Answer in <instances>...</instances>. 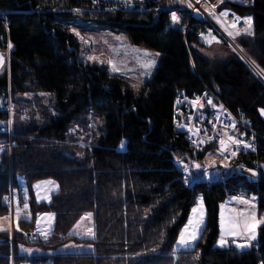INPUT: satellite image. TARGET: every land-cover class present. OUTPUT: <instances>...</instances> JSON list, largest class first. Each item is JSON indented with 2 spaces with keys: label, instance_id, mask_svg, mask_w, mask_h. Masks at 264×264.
Masks as SVG:
<instances>
[{
  "label": "trees",
  "instance_id": "1",
  "mask_svg": "<svg viewBox=\"0 0 264 264\" xmlns=\"http://www.w3.org/2000/svg\"><path fill=\"white\" fill-rule=\"evenodd\" d=\"M179 8V0H161L146 12L90 0H0V53L7 60L0 93L9 92L11 101L50 95L37 100V120L18 122L20 113L11 119L0 108V218L11 223L0 228V264H264V84L236 56L211 62L201 52L207 46L168 27ZM218 10L252 18L253 35L235 44L264 76V0H226ZM96 29L123 32L131 45L158 54L150 79L134 87L106 67L81 63L74 31ZM220 39L216 44L230 48ZM203 92L209 107L240 110L252 122L254 149L227 162L214 142L195 147L174 128L176 97ZM90 116L100 128L79 143L71 129L84 132ZM247 170L257 172L256 180ZM45 181L57 191L38 202L32 187ZM19 191L21 207L11 210L10 192ZM197 197L203 227L191 249L175 250ZM222 205L251 209L263 221L249 251H239L234 239L218 244ZM17 211L29 219L13 221ZM86 213L93 215L92 239L71 234ZM42 215L53 216L45 238L35 230ZM69 243L92 250L56 252Z\"/></svg>",
  "mask_w": 264,
  "mask_h": 264
},
{
  "label": "rangeland",
  "instance_id": "2",
  "mask_svg": "<svg viewBox=\"0 0 264 264\" xmlns=\"http://www.w3.org/2000/svg\"><path fill=\"white\" fill-rule=\"evenodd\" d=\"M183 8L185 10L179 8V9H174L173 11L178 10L182 13L185 11L187 12V9L184 6ZM173 11H171L170 13H172ZM168 27H170V22ZM74 34L76 35L77 41L79 43L78 60L81 63L96 65L98 67H106L113 74L121 76L127 79L128 81H130V83L133 86L135 85V87L142 85L144 82L150 79L151 75L153 74V70L155 68L156 62L159 59L158 54L131 45L125 33L123 32H112L110 30L96 29L94 31H90L84 34L74 31ZM244 36H249V35H244ZM238 37L240 36L233 37L230 39L227 37L229 42L224 39L229 44L230 48H227L221 44H216V42L219 41H213V43L211 44L209 43L208 45L203 44L204 46H207V48L202 49L201 52L203 56L206 57L211 62H213L214 59L222 60L228 57L236 56L242 62H244L252 71H254L256 75L262 78V75L261 76L259 75L257 69L249 62V60L246 58L245 54L237 46V44H235V39H237ZM220 38L222 37H219V40L221 42ZM90 56L96 57V59L89 60L88 57ZM150 60L155 61V63L152 64L150 69H145L144 64L148 63V61ZM114 68L118 69V71H114L113 70ZM6 70H7V64L4 65V67L1 69L0 76L3 75L6 72ZM45 95L47 97L42 95L40 96H42V98L44 97L45 100H47L50 95L47 94ZM40 96H37L35 98L36 100L33 99L34 97L33 95H26L21 100L18 99L16 101L10 100L9 112L11 119L14 113L17 114L20 113L18 122H22V123H24L25 121L28 122L29 120H32L31 116H34L36 120L39 119L40 114L38 113L36 107L38 104L37 100L42 99ZM45 103L46 102L43 101V104ZM45 112L47 114H51V110L48 108L45 109ZM99 128H100V121L90 116L88 120V126L84 132L77 127H73L71 129V132L75 134L77 140H79L76 141L81 143L84 136L87 135L92 136V134L94 132L96 133ZM208 159L213 160L214 158L212 155H209ZM242 172H244L250 180L254 181L257 178L256 171L247 170ZM32 191L36 201L47 202L50 196L57 191V184L52 181L40 182L32 187ZM201 207L203 210V223L197 232V238L205 221V209H204L203 201L201 197H197V202L193 208L199 209ZM192 209L188 215V218L182 230L184 229L185 225L188 224L189 218L196 216V214L192 212ZM19 216H21L24 219H29L28 213H24V211L18 213L17 211L14 214L13 221H16L19 218ZM222 219H223V232L221 226ZM245 222H247L249 225H251L253 222L256 223L257 226L253 232L250 233L249 229L244 227ZM236 223L239 224V227L237 228L236 234L233 235L229 231V228L231 224H236ZM262 224L263 221L261 219H258L255 215V212L251 209L244 207L222 208L221 206L219 208L220 236L225 239H234L235 241L233 245L235 247H237V244L242 242H248L251 245L250 241H252L256 237L257 230L262 226ZM52 225H53L52 215H42V216H37L35 218L36 233L42 238H45L47 235H49ZM10 227H11L10 217L0 218V228L9 230ZM191 231L192 229L190 227L189 231L185 233L186 239H190ZM93 233H94L93 215L91 213H86L82 215L80 220L71 230V234L73 236L82 239H92ZM179 237L180 234L174 245L175 250L191 249L193 247L194 242L197 240L196 238L194 241H190V246L185 247L182 244L178 245ZM91 250L92 248L88 245L69 243L60 247L56 252L82 253ZM33 251L34 250H30L27 252L31 254L33 253Z\"/></svg>",
  "mask_w": 264,
  "mask_h": 264
},
{
  "label": "built area",
  "instance_id": "3",
  "mask_svg": "<svg viewBox=\"0 0 264 264\" xmlns=\"http://www.w3.org/2000/svg\"><path fill=\"white\" fill-rule=\"evenodd\" d=\"M90 1L94 5L133 12H146L158 7L161 3V0ZM179 1L187 9V13L184 14L178 10L170 13V27L177 28L184 33H191L202 44L208 45L213 41H218L219 36L228 41V38L250 36L253 33L252 23L250 34L246 31L245 20L248 17H237L229 12H226V15H221L223 12L219 11L218 8L226 0ZM173 13L177 17L175 22L172 19ZM258 73L260 76L262 75L259 71ZM256 76L264 84V76L262 75V78ZM194 101L197 102L195 105L193 104ZM9 104V92L0 93V108L7 115L9 114ZM173 125L174 128L184 131L186 139L195 147H201L204 140L214 142L217 154L223 156L227 162L231 161L233 152L237 153L246 149L244 145H249L247 148H255L252 122L240 110L233 114L217 102H214L213 107H209L207 92H203L201 95L193 94L191 97L178 95L175 99ZM0 126L5 128L3 121H0ZM229 137L240 143H232ZM221 140L224 141V145H221ZM202 168L203 166L199 169L196 168V170L200 171ZM184 174L185 180L190 182L192 180L190 178L191 171L185 168ZM17 193L16 195L14 192H10L8 204L11 210L15 209L16 204L21 207V202L18 201V199L20 200L18 197H20L21 191Z\"/></svg>",
  "mask_w": 264,
  "mask_h": 264
},
{
  "label": "snow or ice",
  "instance_id": "4",
  "mask_svg": "<svg viewBox=\"0 0 264 264\" xmlns=\"http://www.w3.org/2000/svg\"><path fill=\"white\" fill-rule=\"evenodd\" d=\"M221 15H226V13H221ZM172 19H173V21L175 22L176 20H177V17L175 16V14L173 13V17H172ZM237 19H239V18H237ZM245 23H246V25H247V28H246V31H248L249 32V34H250V29H251V23H252V18L251 17H248V18H246V20H245ZM231 34V33H230ZM237 34H239V33H237ZM9 47H11V44H9ZM88 59L89 60H94V59H96V57H92V56H90V57H88ZM0 62H2V58H0ZM111 63V62H110ZM155 63V61H148V63H146V64H144V68L145 69H150L151 68V66H152V64H154ZM114 71H118V69H113ZM134 87H135V85H134ZM197 102L196 101H194L193 102V104L195 105ZM209 103H211V101H209ZM261 113L262 114H264V109H262L261 110ZM229 139L230 140H232V138L231 137H229ZM220 143H221V145H224V141L223 140H221L220 141ZM232 143H236V144H238V143H240L239 141H237V140H232ZM122 147H123V144H122ZM244 147H249V145H244ZM233 155L235 154V152H233L232 153ZM195 167L196 168H200L201 166L199 165V164H197V165H195ZM187 170V169H186ZM235 199V198H234ZM25 207H27V205H25ZM222 208H223V205L221 206ZM192 212L194 213V214H196V216L195 217H190L189 218V222H188V224L187 225H185V227H184V229L181 231V233H180V237H179V240H178V245H184L185 247H189L190 246V241H194L196 238H197V232H198V230H199V228H200V226L202 225V223H203V210H202V207L201 208H193L192 209ZM90 215V214H89ZM221 226H222V232H223V219H222V224H221ZM256 223L255 222H253L251 225H249L247 222H245V224H244V227L245 228H248L249 229V231H250V233L251 232H253L254 231V229L256 228ZM191 227V229H192V231H191V234H190V239H186L185 238V233H187L188 231H189V228ZM239 227V224L238 223H236V224H231V226H230V228H229V231L233 234V235H235L236 234V231H237V228ZM253 238H254V236H253ZM218 244L220 245V246H223L224 244H225V240L223 239V237L218 241ZM246 246V245H245ZM238 247H240L239 245H238Z\"/></svg>",
  "mask_w": 264,
  "mask_h": 264
},
{
  "label": "water",
  "instance_id": "5",
  "mask_svg": "<svg viewBox=\"0 0 264 264\" xmlns=\"http://www.w3.org/2000/svg\"><path fill=\"white\" fill-rule=\"evenodd\" d=\"M0 58H2V62H0V71H1V69L4 67V65L6 63V60H5V57L1 53H0ZM259 114L264 119V114L261 113V110L259 111ZM238 245L240 247H238ZM236 248L239 251L246 252V251H249L250 250V244L248 242H242V243L237 244V247Z\"/></svg>",
  "mask_w": 264,
  "mask_h": 264
}]
</instances>
